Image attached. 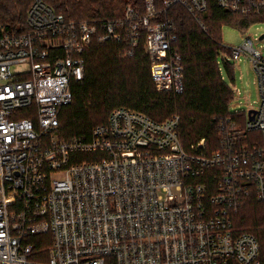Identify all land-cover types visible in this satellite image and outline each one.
Here are the masks:
<instances>
[{
    "label": "built area",
    "instance_id": "obj_1",
    "mask_svg": "<svg viewBox=\"0 0 264 264\" xmlns=\"http://www.w3.org/2000/svg\"><path fill=\"white\" fill-rule=\"evenodd\" d=\"M144 3V14L129 6L119 20L89 22L33 0L27 32L0 25V264H263L256 234L236 224L247 202L264 203V55L251 36L224 59H249L259 101L214 117L211 145L185 146L179 116L158 122L126 108L90 143L58 137L94 42L126 40L131 57L145 34L157 90L183 92L175 24ZM215 3L243 19L264 15V0ZM175 5L205 28L208 0L164 3ZM79 150L98 151L96 161L77 162Z\"/></svg>",
    "mask_w": 264,
    "mask_h": 264
},
{
    "label": "trees",
    "instance_id": "obj_2",
    "mask_svg": "<svg viewBox=\"0 0 264 264\" xmlns=\"http://www.w3.org/2000/svg\"><path fill=\"white\" fill-rule=\"evenodd\" d=\"M43 1L55 12L76 21L119 20L129 6L145 13L144 0ZM165 1L155 0L157 21L171 19L175 24L177 41L173 50L182 58L184 66L183 92L157 90L145 52V34L131 57H126V40L94 42L86 53L85 78L74 83L73 102L60 113L57 134L61 140L90 143L96 127L106 124L115 109L126 108L158 122L179 116V133L185 146L203 138L209 145L216 142L217 130L211 121L214 117L232 115L230 105L234 98L218 64L221 53L228 51L222 42V27H248L252 19L220 10L215 0H208L207 13L202 17L203 29L184 7L175 5L165 10ZM32 3L33 0H0V25L12 33L27 32ZM97 154L96 150H79L77 162L96 161ZM236 219L238 227L262 229L255 234L261 244L264 264V203L247 202Z\"/></svg>",
    "mask_w": 264,
    "mask_h": 264
},
{
    "label": "rangeland",
    "instance_id": "obj_3",
    "mask_svg": "<svg viewBox=\"0 0 264 264\" xmlns=\"http://www.w3.org/2000/svg\"><path fill=\"white\" fill-rule=\"evenodd\" d=\"M263 35L264 15L252 20L248 27L231 25H224L222 27V42L229 52L231 48L243 45L246 38L251 36L252 40H254V48L256 50L263 49L264 55V41H255V39H260ZM228 51L222 52L220 55V73L224 82L235 92L230 105V113H242L257 106L256 103L259 101L256 72L253 70L249 59L245 56L239 61L224 59V57L228 56ZM243 229H247L253 233L262 230L254 226L243 227Z\"/></svg>",
    "mask_w": 264,
    "mask_h": 264
},
{
    "label": "water",
    "instance_id": "obj_4",
    "mask_svg": "<svg viewBox=\"0 0 264 264\" xmlns=\"http://www.w3.org/2000/svg\"><path fill=\"white\" fill-rule=\"evenodd\" d=\"M261 39H264V35L263 36H261ZM253 119V118H252Z\"/></svg>",
    "mask_w": 264,
    "mask_h": 264
}]
</instances>
